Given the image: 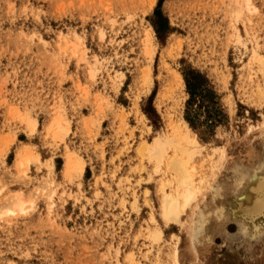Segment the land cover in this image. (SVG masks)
Wrapping results in <instances>:
<instances>
[{
  "label": "rangeland",
  "instance_id": "rangeland-1",
  "mask_svg": "<svg viewBox=\"0 0 264 264\" xmlns=\"http://www.w3.org/2000/svg\"><path fill=\"white\" fill-rule=\"evenodd\" d=\"M248 1L0 0V264H172L173 251L178 264H264V232L234 238L230 217L231 240L190 237L226 164L264 147V0ZM191 70L206 79L192 98ZM182 121L202 147L199 193L165 223L171 176L137 148ZM68 154L81 175L65 173ZM14 194L20 211L4 204Z\"/></svg>",
  "mask_w": 264,
  "mask_h": 264
},
{
  "label": "bare ground",
  "instance_id": "bare-ground-1",
  "mask_svg": "<svg viewBox=\"0 0 264 264\" xmlns=\"http://www.w3.org/2000/svg\"><path fill=\"white\" fill-rule=\"evenodd\" d=\"M248 2V0H243L246 9L249 6ZM176 80L179 86L183 87L179 75L176 76ZM181 124V126H172L169 134L157 136L151 143H142L137 148L138 154L151 163L153 171H162L171 176L158 187L161 194L159 196L160 215L165 223L176 221L179 214L195 201L199 193V186L195 183L194 168L190 167V160L202 147L187 124L184 121ZM28 127L33 130L34 123L30 121ZM29 159H31L30 153L19 159L16 163L18 168L26 166ZM64 171L65 173L75 171L81 175L83 163L74 155L68 154ZM210 187L212 188L210 189V201L205 202L199 210L197 209L198 212L193 220L190 234L192 243L194 245L201 244L203 241L212 243V237L215 234L221 235L223 240H231L230 236L225 233L226 230L224 231V225L230 219L236 224V235L231 234L234 238L237 237L249 244L258 241L264 232V147L259 153V158L253 163L244 164L238 161L227 163ZM166 188L170 189L169 193L165 191ZM18 198L17 196L14 200L16 202H9L12 199L7 198L4 204L20 211L22 202L17 200ZM175 252L173 251L172 264H178Z\"/></svg>",
  "mask_w": 264,
  "mask_h": 264
},
{
  "label": "trees",
  "instance_id": "trees-1",
  "mask_svg": "<svg viewBox=\"0 0 264 264\" xmlns=\"http://www.w3.org/2000/svg\"><path fill=\"white\" fill-rule=\"evenodd\" d=\"M185 84H186L187 92L190 98H192L194 96V93L192 91L193 90H197L198 92L201 91V86L206 85V79H204L198 72L191 70L188 71L186 74ZM204 91L205 90L202 88V92ZM189 101L187 103L188 105H189ZM185 119L190 124V126L194 128V126H192L191 121L187 117H185Z\"/></svg>",
  "mask_w": 264,
  "mask_h": 264
}]
</instances>
